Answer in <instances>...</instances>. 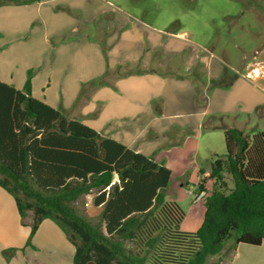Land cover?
<instances>
[{
	"label": "trees",
	"instance_id": "16d2710c",
	"mask_svg": "<svg viewBox=\"0 0 264 264\" xmlns=\"http://www.w3.org/2000/svg\"><path fill=\"white\" fill-rule=\"evenodd\" d=\"M32 77L22 91L0 81V187L22 220L32 213L27 247L46 220L75 247L72 264H207L232 239L233 249L264 244V132L225 129L227 153L198 186L201 193L212 182L203 224L182 232L186 212L166 200L172 171L36 99ZM94 192L96 223L76 209ZM15 252L3 256L9 262Z\"/></svg>",
	"mask_w": 264,
	"mask_h": 264
},
{
	"label": "crops",
	"instance_id": "0c3cea01",
	"mask_svg": "<svg viewBox=\"0 0 264 264\" xmlns=\"http://www.w3.org/2000/svg\"><path fill=\"white\" fill-rule=\"evenodd\" d=\"M108 2L101 0L96 9L91 0L12 3L0 7V29L6 35H15V39L21 37L19 40L25 32L33 31L48 48L55 50L57 58L65 51L69 63L61 69L63 73L56 76L51 70L46 82L33 76L32 94L36 99L55 109L63 108L70 118L165 165L172 171L168 191L173 185L185 193L191 189L198 191L201 181L211 173V163L208 168L202 163L219 155L216 145L225 140V129L237 128L249 134L248 128L231 118L229 110L212 111V96L219 95L213 91L210 96V87L215 84L216 92H220L223 81L229 80L225 89L230 93L236 89L242 95V114L247 110L245 105L254 110L264 102L257 89V83L264 82V65L247 62L245 76L231 83V76L221 65L196 55L186 65L185 73L203 67L207 78L201 81L178 75L176 63L170 58L183 53L180 40L187 32L174 34L144 22L132 26L130 20H125L129 19L127 15L123 19L120 13V17ZM93 24L95 36L88 29ZM52 41L55 46H51ZM85 60L94 61L90 69L86 72L79 67L70 78L71 67ZM27 79L23 76L16 81L13 74L9 79L0 77V81L21 91ZM57 86L59 93H51V88ZM31 223L29 217L22 220L15 199L0 187V264H47L46 259H37H43L45 254L51 264L73 263L75 247L50 220L42 223L32 239V247H27ZM44 231H48L47 241L41 239ZM54 236L62 240V248L51 240ZM9 249L16 252L8 262L3 252ZM242 250L241 246L234 249L233 257L235 253L241 256ZM247 252L255 254L252 249ZM251 260L249 264H259ZM260 263L264 264V258Z\"/></svg>",
	"mask_w": 264,
	"mask_h": 264
},
{
	"label": "rangeland",
	"instance_id": "374dc122",
	"mask_svg": "<svg viewBox=\"0 0 264 264\" xmlns=\"http://www.w3.org/2000/svg\"><path fill=\"white\" fill-rule=\"evenodd\" d=\"M91 1L93 3V9L98 8L101 3V0ZM103 1H109L108 3L112 5L110 9L120 15V17L122 14L123 19H125L124 16L127 15L126 17L129 19L125 20H130L133 24L132 26L144 22L153 28L165 29L174 34L187 32L183 40H180L183 53L170 58L176 63L175 70L178 75H187L201 81L207 78L202 69L203 67L191 73H185L186 65H190L189 62L196 55L211 58L218 65H221V67H223L222 69L227 71L231 76V83L238 78H242V75L245 76L247 62L264 65V0ZM97 22L98 21H94L96 24ZM49 25H51V23H49ZM95 27L96 25L93 24L88 28L93 30L94 36ZM24 34L23 39L19 40L21 37L15 39V35H6L5 30L0 29V77L9 79L13 74L16 81H18L23 76L28 77L29 72L32 71L33 76L37 75L41 80L46 82L51 70H54L56 76H58L59 73H63L61 69L69 63L65 58L67 56L64 55L65 51L62 56L60 52L57 58L55 57L57 56L55 50L53 48H48L43 39L38 37L37 34H33V31L32 33L27 31ZM55 44V41L51 42V46H55ZM71 52H73V50ZM160 55H162V52H159V56ZM167 57L169 58V56ZM92 63H94L92 60H85L83 64H79L77 61L75 64L76 66L71 67L72 74L69 77L72 78L75 76L73 72H78L79 67L87 72ZM71 69H67V71L69 72ZM228 83L229 80H224L223 84L221 83L223 89L220 92H216L215 84L210 87L208 91L211 93L210 96L213 95V91L219 95L217 98H213L212 96V111L215 112L216 109L219 112H222V110H229L231 118L233 120L237 119L239 125L248 128L246 129L247 132H264V102L263 104L257 105L254 110L245 105L247 110L242 114V106L244 104L239 103V98L242 97V95H240L236 89L231 93L227 91L225 86H227ZM257 84V86H259L257 89L261 91L259 95L263 97L264 82ZM58 85H60V83ZM44 88L47 87L44 86ZM52 90L51 88V93H59L58 86L55 87L53 91ZM39 94L41 95V92ZM262 100L264 101V97ZM216 146L219 154L218 156H223L227 153L224 139H221V143H217ZM210 163L211 162L205 161L202 163V166L208 168ZM229 185L232 187L230 181ZM191 190L194 191L195 189ZM195 192L198 193L197 190H195ZM94 200L95 192L90 196L82 198L76 204V209L78 213L87 220L96 223L100 218V209L95 207ZM166 200L168 202L178 203L186 212V219L182 223L180 231L195 233L201 228L205 214V199L195 204L193 195L189 194V192L185 193L184 190L182 191L176 185H173L171 190L166 193ZM27 217L33 220L31 212L28 213ZM46 233H48V231H44L41 235L42 241L43 239H47L48 235ZM52 239L57 247L62 248L63 243L59 237L54 236L51 240ZM234 241L235 240L232 239L226 243L225 251L221 255L209 257L207 264H249L251 257L261 264L260 261L264 258V248L240 245L243 249L241 256L235 253V257H233ZM70 245L73 251L74 248L72 244ZM237 248H235V250ZM251 249L252 253H255L253 256L247 252L251 251ZM39 258H37L38 261L45 262L44 259H46V263L51 264L47 261L48 258L46 254L43 259L40 260ZM56 258L58 259V257ZM244 261L245 263H243ZM54 263H56V259Z\"/></svg>",
	"mask_w": 264,
	"mask_h": 264
},
{
	"label": "built area",
	"instance_id": "2783aa9c",
	"mask_svg": "<svg viewBox=\"0 0 264 264\" xmlns=\"http://www.w3.org/2000/svg\"><path fill=\"white\" fill-rule=\"evenodd\" d=\"M212 188V182H208L206 185H205V191L204 192H201V193H196L195 190H191L189 193L191 195L194 196V199H195V202H199L200 200H202L205 196H206V192L207 191H210Z\"/></svg>",
	"mask_w": 264,
	"mask_h": 264
}]
</instances>
